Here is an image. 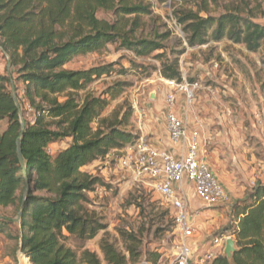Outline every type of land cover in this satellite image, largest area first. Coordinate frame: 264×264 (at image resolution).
<instances>
[{"label":"trees","instance_id":"16d2710c","mask_svg":"<svg viewBox=\"0 0 264 264\" xmlns=\"http://www.w3.org/2000/svg\"><path fill=\"white\" fill-rule=\"evenodd\" d=\"M191 1L196 9L175 13L188 46L227 39L251 52L264 48V25L253 20L258 13L248 0L226 5L219 15L210 10L219 0ZM100 9L113 12L116 19L99 18ZM150 12L148 4L133 0H0V52L8 57L0 72V126L6 121L5 128L0 127V207L15 206L17 215L23 209L17 224L21 250L30 264H103L84 245L105 229L96 212L85 207L88 193L104 182L83 168L122 150L139 134L126 129L131 108L103 116L125 83H114L101 95L86 91L111 74L114 63L83 69L67 64L118 42L136 56L165 50L163 41L170 31L158 33L160 40L135 37L141 17ZM160 72L182 81L177 59L168 58ZM61 141H67L66 146L52 153L51 144ZM232 217L229 228L236 250L231 257L218 255L212 264H264V183L234 203ZM11 220L0 219V232ZM69 240L81 244V257L67 245ZM101 250L106 264H135L141 256L136 244L128 245L129 257L107 240Z\"/></svg>","mask_w":264,"mask_h":264},{"label":"rangeland","instance_id":"374dc122","mask_svg":"<svg viewBox=\"0 0 264 264\" xmlns=\"http://www.w3.org/2000/svg\"><path fill=\"white\" fill-rule=\"evenodd\" d=\"M133 1L148 4L151 11L141 17L142 27L135 37L160 40L158 33L170 31V37L163 41L165 50L136 56L118 42L98 52L79 55L67 67L83 69L114 63L111 74L95 80L86 91L101 95L114 83H125L123 92L105 109L103 116L131 108L133 114L126 129L140 134L142 130L138 126L142 123L149 138L154 135L152 131L155 135L164 131L169 112L167 96L170 93L176 96L175 112L199 130L201 153L230 195L228 203L208 207L196 198L194 189L187 184L191 195L187 190L186 196L197 228L192 239L197 256L206 249H217L209 245L211 238L231 235L234 239L229 228L234 223V203L243 199L254 186L264 183V48L251 52L245 45L227 39L190 47L175 13L181 9H196L193 1ZM232 2L238 4L240 0H219L210 10L219 15ZM247 2L258 13L253 20L264 25V0ZM97 16L110 21L116 19L113 12L103 9ZM128 17L133 19L134 16ZM161 54L163 56L158 58ZM7 58L0 52V72L5 71ZM168 58L178 60L182 80L199 83L192 99L161 75L160 70ZM84 95L81 91L80 98ZM27 108L32 119L33 110ZM5 126L6 121L0 127ZM66 144V141L51 144V152L55 154ZM124 155V150L112 151L105 159L83 168L103 179V185L88 193L89 202L85 207L96 212L105 225L84 248L96 252L106 264L101 250L103 240L114 243L128 257V245L136 244L141 253L138 262L146 257L154 264H168L179 243L171 207L151 180L135 178L122 167ZM4 217L16 219L17 208L0 207V219ZM19 233L20 226L14 220L5 232H0V264H30L21 250ZM67 245L81 257L83 248L78 241L69 240ZM221 254L225 251L218 253Z\"/></svg>","mask_w":264,"mask_h":264},{"label":"built area","instance_id":"2783aa9c","mask_svg":"<svg viewBox=\"0 0 264 264\" xmlns=\"http://www.w3.org/2000/svg\"><path fill=\"white\" fill-rule=\"evenodd\" d=\"M164 79L184 91L189 99L194 97V92L199 86L198 82ZM175 100L176 96L173 93L168 94L166 99L169 108L167 130L171 142L179 147V151L175 153L159 148L151 142L147 134L141 132L133 142L128 143L122 149L125 155L121 158V165L128 169L135 178L151 180L171 207L179 243L168 264H212L218 253L225 251L227 240L232 236L223 235L211 238L209 245L217 249H206L196 256L192 239L197 228L183 182L188 180L193 183L196 197L208 207H218L228 203L230 195L214 176L201 153L199 131L192 129L190 124L175 112ZM137 264L154 263L145 257Z\"/></svg>","mask_w":264,"mask_h":264},{"label":"crops","instance_id":"0c3cea01","mask_svg":"<svg viewBox=\"0 0 264 264\" xmlns=\"http://www.w3.org/2000/svg\"><path fill=\"white\" fill-rule=\"evenodd\" d=\"M178 115V114H177ZM179 116V115H178ZM180 117V116H179ZM140 127H142V132H144L145 133V131H144V127H143V124L142 123H140L139 124V126H138V128L140 129ZM190 127L192 128V129H196V130H198L197 128H196V126H192V125H190ZM164 131L162 132V133H160V134H157V135H155V132H153L152 131V133H154V135L151 137V138H149L150 140H151V142L155 145V146H157V147H159V148H162V149H167V150H169V151H172V152H178L179 151V147L176 145V144H174V143H172L171 142V140H170V137H169V132H168V130H167V126L166 127H164V129H163ZM199 131V130H198ZM200 133V132H199ZM146 134V133H145ZM200 138H201V135H200ZM66 143H67V141H66ZM190 181H188V180H184V182H183V185H184V189H185V192H187V190H188V186H190L191 188H193L194 189V186H193V183L191 184V182L189 183ZM187 184H188V186H187ZM194 193H195V190H194ZM188 194H190L191 195V192L188 190ZM196 196V195H195ZM197 198V197H196Z\"/></svg>","mask_w":264,"mask_h":264},{"label":"water","instance_id":"95a60500","mask_svg":"<svg viewBox=\"0 0 264 264\" xmlns=\"http://www.w3.org/2000/svg\"><path fill=\"white\" fill-rule=\"evenodd\" d=\"M13 90H14V87H13ZM14 97H15V100H16V102H17V104H18V100H17L16 95H14ZM152 97H155V95L153 94ZM18 107H19V104H18ZM20 116H21V123H22V126L24 127V118H23V116H22V114H21V110H20ZM18 155H19V157H20V160H21L22 165H24V158H23V155H22L20 139L18 140ZM29 189H30V186L28 187L26 194L28 193ZM22 210H23V209H21L20 212L18 213L17 218L14 219L16 222H19V221H20V219H21V215H22ZM235 250H236V247H235V240L231 237V238H229V239L227 240L226 248H225V254H226L228 257H231L232 254L235 252Z\"/></svg>","mask_w":264,"mask_h":264}]
</instances>
